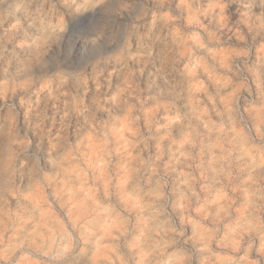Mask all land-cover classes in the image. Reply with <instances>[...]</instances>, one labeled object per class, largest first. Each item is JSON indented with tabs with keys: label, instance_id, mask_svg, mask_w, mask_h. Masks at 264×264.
Returning <instances> with one entry per match:
<instances>
[{
	"label": "clouds",
	"instance_id": "clouds-1",
	"mask_svg": "<svg viewBox=\"0 0 264 264\" xmlns=\"http://www.w3.org/2000/svg\"><path fill=\"white\" fill-rule=\"evenodd\" d=\"M0 264H264V0H0Z\"/></svg>",
	"mask_w": 264,
	"mask_h": 264
}]
</instances>
